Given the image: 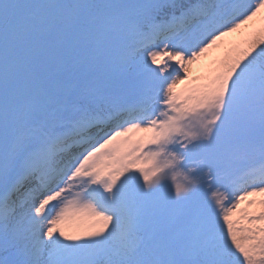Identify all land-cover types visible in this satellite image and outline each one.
I'll use <instances>...</instances> for the list:
<instances>
[{"label":"snow or ice","instance_id":"1","mask_svg":"<svg viewBox=\"0 0 264 264\" xmlns=\"http://www.w3.org/2000/svg\"><path fill=\"white\" fill-rule=\"evenodd\" d=\"M0 264H264V0H0Z\"/></svg>","mask_w":264,"mask_h":264}]
</instances>
